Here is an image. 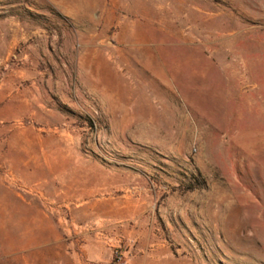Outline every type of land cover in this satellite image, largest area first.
Masks as SVG:
<instances>
[{
    "label": "rangeland",
    "instance_id": "rangeland-1",
    "mask_svg": "<svg viewBox=\"0 0 264 264\" xmlns=\"http://www.w3.org/2000/svg\"><path fill=\"white\" fill-rule=\"evenodd\" d=\"M0 264H264V0H0Z\"/></svg>",
    "mask_w": 264,
    "mask_h": 264
},
{
    "label": "crops",
    "instance_id": "crops-1",
    "mask_svg": "<svg viewBox=\"0 0 264 264\" xmlns=\"http://www.w3.org/2000/svg\"><path fill=\"white\" fill-rule=\"evenodd\" d=\"M96 51H98V50H96Z\"/></svg>",
    "mask_w": 264,
    "mask_h": 264
}]
</instances>
